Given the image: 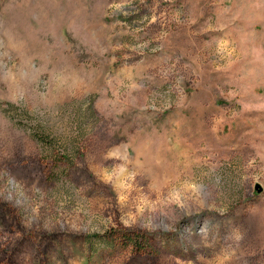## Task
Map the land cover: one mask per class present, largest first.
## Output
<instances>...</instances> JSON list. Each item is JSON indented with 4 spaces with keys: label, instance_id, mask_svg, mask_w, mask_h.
Returning a JSON list of instances; mask_svg holds the SVG:
<instances>
[{
    "label": "rangeland",
    "instance_id": "1",
    "mask_svg": "<svg viewBox=\"0 0 264 264\" xmlns=\"http://www.w3.org/2000/svg\"><path fill=\"white\" fill-rule=\"evenodd\" d=\"M0 264H264V0H0Z\"/></svg>",
    "mask_w": 264,
    "mask_h": 264
}]
</instances>
